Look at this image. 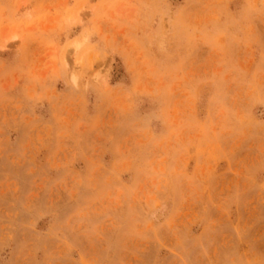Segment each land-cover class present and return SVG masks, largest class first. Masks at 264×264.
I'll list each match as a JSON object with an SVG mask.
<instances>
[{"label": "rangeland", "instance_id": "374dc122", "mask_svg": "<svg viewBox=\"0 0 264 264\" xmlns=\"http://www.w3.org/2000/svg\"><path fill=\"white\" fill-rule=\"evenodd\" d=\"M0 264H264V0H0Z\"/></svg>", "mask_w": 264, "mask_h": 264}]
</instances>
